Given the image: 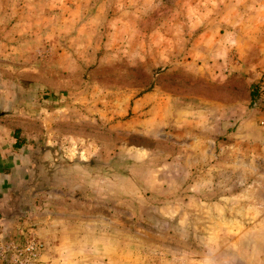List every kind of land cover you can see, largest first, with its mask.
I'll return each instance as SVG.
<instances>
[{"label": "rangeland", "instance_id": "374dc122", "mask_svg": "<svg viewBox=\"0 0 264 264\" xmlns=\"http://www.w3.org/2000/svg\"><path fill=\"white\" fill-rule=\"evenodd\" d=\"M13 138L0 264H264V0H0Z\"/></svg>", "mask_w": 264, "mask_h": 264}, {"label": "built area", "instance_id": "2783aa9c", "mask_svg": "<svg viewBox=\"0 0 264 264\" xmlns=\"http://www.w3.org/2000/svg\"><path fill=\"white\" fill-rule=\"evenodd\" d=\"M42 249L40 241L28 239L20 246L12 247L13 263L17 264H39V253Z\"/></svg>", "mask_w": 264, "mask_h": 264}, {"label": "crops", "instance_id": "0c3cea01", "mask_svg": "<svg viewBox=\"0 0 264 264\" xmlns=\"http://www.w3.org/2000/svg\"><path fill=\"white\" fill-rule=\"evenodd\" d=\"M13 134H14V132H13ZM11 142L12 143H6V144H2V143H0V147H2V146H5V148L8 146V144L10 145V148L12 149V151L10 152V151H7V149H4V151H2V150H0V154H1V156L2 157H4V155H6V156H9V155H11L9 158H10V161L12 162V163H14V138L11 140ZM4 161V160H3ZM14 166V165H13ZM14 171V170H13ZM14 174V173H13ZM12 174V175H13Z\"/></svg>", "mask_w": 264, "mask_h": 264}, {"label": "trees", "instance_id": "16d2710c", "mask_svg": "<svg viewBox=\"0 0 264 264\" xmlns=\"http://www.w3.org/2000/svg\"><path fill=\"white\" fill-rule=\"evenodd\" d=\"M257 96V91H256V86L250 91V100L253 102L256 99Z\"/></svg>", "mask_w": 264, "mask_h": 264}]
</instances>
